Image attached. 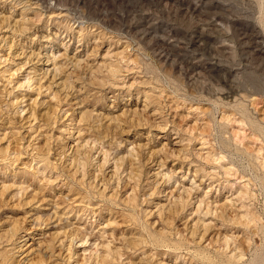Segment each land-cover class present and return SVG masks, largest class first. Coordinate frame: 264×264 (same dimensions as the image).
Instances as JSON below:
<instances>
[{
  "label": "rangeland",
  "instance_id": "374dc122",
  "mask_svg": "<svg viewBox=\"0 0 264 264\" xmlns=\"http://www.w3.org/2000/svg\"><path fill=\"white\" fill-rule=\"evenodd\" d=\"M0 182L5 264H264V0H0Z\"/></svg>",
  "mask_w": 264,
  "mask_h": 264
},
{
  "label": "bare ground",
  "instance_id": "6f19581e",
  "mask_svg": "<svg viewBox=\"0 0 264 264\" xmlns=\"http://www.w3.org/2000/svg\"><path fill=\"white\" fill-rule=\"evenodd\" d=\"M1 183V182H0ZM16 226V225H15ZM25 238V237H24ZM24 238L22 239L24 241ZM21 240V239H20ZM21 240V241H22ZM6 263V260H5V257L4 255L0 254V264H5Z\"/></svg>",
  "mask_w": 264,
  "mask_h": 264
}]
</instances>
